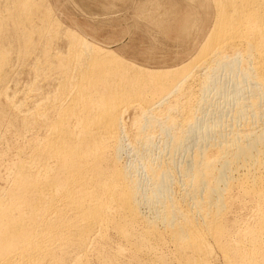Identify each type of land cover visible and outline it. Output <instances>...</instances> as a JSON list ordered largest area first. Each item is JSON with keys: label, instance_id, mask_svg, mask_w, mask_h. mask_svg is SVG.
Masks as SVG:
<instances>
[{"label": "bare ground", "instance_id": "bare-ground-1", "mask_svg": "<svg viewBox=\"0 0 264 264\" xmlns=\"http://www.w3.org/2000/svg\"><path fill=\"white\" fill-rule=\"evenodd\" d=\"M184 2L181 38L192 39L209 15L211 29L187 64L155 71L61 31L44 0L0 6L6 9L0 13V85L6 86L14 52L25 59L40 51L45 69L59 75L53 98L20 120L25 130L47 126V133L33 139L30 155L22 151L8 164L12 185L0 193V264H87L86 249L95 247L99 264H120L125 251L143 264H168L171 254L176 264H264V0ZM60 35L67 50L54 53ZM189 81L194 91L185 88ZM178 92L184 96L160 111ZM130 106L140 112L131 125L144 151L139 164L121 165L122 118ZM1 109L3 125L9 119ZM211 109L223 116L195 131ZM151 127L167 139L156 158ZM190 141L194 148L187 152ZM180 154H188L185 162ZM141 206L152 216L142 215ZM110 229L126 248L113 252L103 244Z\"/></svg>", "mask_w": 264, "mask_h": 264}, {"label": "rangeland", "instance_id": "rangeland-1", "mask_svg": "<svg viewBox=\"0 0 264 264\" xmlns=\"http://www.w3.org/2000/svg\"><path fill=\"white\" fill-rule=\"evenodd\" d=\"M154 1L155 0H46V1L44 0V6H48L49 8L52 9V14H53L52 18L55 16L54 18L57 19L62 24L61 31L63 32L70 31L72 34H76L82 39L89 41V43L90 42L91 44L93 43V45L97 46L98 48L112 52L115 56L119 57L123 62H126L127 64L129 63L130 65L135 66L137 68H141L145 70H154V71L155 70H170V69L179 68L187 64L197 53V50L199 49V47L205 40L209 30L211 29L213 15H209L208 20H205L204 24L198 27L197 29L198 31L194 33V35L191 37L192 39H189L190 41L186 39L187 40L186 41L187 44H186L185 39L181 38V35L179 32V25L182 22V20L186 17L187 12H188L184 4L185 3L184 0L183 1L182 0H174V1L172 0L174 3L170 0L169 1L159 0L160 2L156 0L157 2L155 4H154ZM158 2L161 7L157 6ZM166 5H169L170 7ZM0 6L2 7L6 6L5 0L0 1ZM171 6L172 8L175 7L174 10H171L172 9ZM157 7H159L160 9L158 10ZM163 8L165 9L164 13H162ZM5 11L6 9L5 10H3V8L0 9V13H5ZM168 11L174 12L175 15H173L172 13H169ZM160 13L165 14L166 17L167 16L168 17L167 18L165 16L160 17ZM170 15L172 16L173 19L171 17L169 18ZM147 18L150 20H148ZM155 20L157 23H158V20L159 21L164 20L163 21L164 24L163 22H159V23H162L161 25L163 26V28L161 25H160L161 28L159 26L155 28L156 26V24H154L156 23ZM167 20L169 22L171 20L172 21L169 23ZM148 22L150 24L151 23L153 24H151L150 26ZM166 23H169V25ZM153 25L155 26L153 27ZM52 48L54 49L53 50L54 53H57L58 50H59L58 53H65L67 50V39L63 35H60L57 38V40H55ZM34 52L35 53H31V55L29 54L28 58H25L26 60L24 58H18L19 56H17V54L14 52L13 55H11L12 56L11 69H9L10 67L7 68L9 73L7 76L8 78H6V81H4L6 86L3 87V85L2 86L0 85L1 86L0 87V96H1L0 106L2 108L0 109L3 110L2 117L6 115L5 117H3V119L4 120L9 119L7 120V122L6 120L3 121L2 122L3 125L0 122V138H1L0 139V151H1L0 152V193H2L1 191H3V189L5 188L9 190V188L11 187L10 185H12V180H11L12 175H11V171L8 170L10 169L8 164L11 165V162H12V165L15 164L16 160L18 161L17 158H19L20 156L22 157L23 155L22 151L24 153L23 157H27L28 155H30V152H31L30 144H32L33 139L39 136H40L39 138L43 139V136L45 137L46 135V134L44 135V133L45 132L47 133L46 131L47 126L46 128L45 126L41 127L43 134L41 133V131H39L41 130L39 128H38L39 130L36 127H35L36 130L33 128H29L30 126L33 127L32 125L28 127V130L27 128L25 130V128L22 127V122H21L22 121L21 119L24 118L25 116L23 113H25L26 115L27 114L29 115L32 110H35L34 108L36 107V105L40 104V102H42L43 99L46 100L48 97L53 98L54 96L52 95L54 94L53 92L55 90L57 92L58 90L56 84L59 83L58 82L59 75L49 72L47 68L45 69L46 67L44 66L45 62H43L42 59L41 60L38 59L41 56L40 51L37 50ZM16 59L18 60L21 59V61L18 62L16 61ZM35 60L36 61L39 60L38 63ZM39 62L41 66H39V68L37 67L38 69L36 70L35 64L37 63V66H38ZM35 70L38 72L35 73L34 72ZM37 74L39 75V78ZM56 75L58 77H56ZM35 76H36V79H35ZM189 82H186V84L184 83L185 88L189 86L194 91V88H196L195 86L196 83L190 82L192 85L190 86ZM182 92L181 93L178 92L179 94L176 93L178 94V96L176 94H172L173 96H169L170 99L169 97L168 99H165L162 102V103L164 102L165 103L159 105L160 106L159 108H161L160 111L164 109V106L166 109V107L169 104L171 105L174 104L176 97L177 98L181 97L180 94H182ZM182 96L184 95L182 94ZM7 100L8 101L10 100V102H8ZM11 100H12V105L15 106V108L18 107V109L16 108L17 111L15 110V113H13L15 108L12 107L11 104H10L11 106L8 104V103H11ZM13 102H15L14 103L15 105L13 104ZM166 102H168L169 104ZM219 102H221V100H219ZM42 103L44 104L45 102L43 101ZM6 106L7 107L9 106V108L7 109ZM132 107L130 106L125 109L124 115L122 118L124 129L121 135V140H122L121 143L123 145V152L120 155L121 165H124V163L127 165L128 164L136 165L137 163L139 164L140 163L138 161L139 160L138 158L140 157L139 152L143 150V148L140 149L142 147L141 144L136 143V130H135L136 128H134L133 125H131V124H134L135 120L140 117V112L138 109H136L137 110L136 111L135 107L133 108ZM159 113L160 112H158L157 115L161 117L162 115ZM222 116L223 115L221 113L216 112L215 109L214 110L211 109L210 112H204L202 115H200V119L202 122L197 126L195 131H199V128L202 127L204 124L211 123L214 120H217L218 118L220 119V117ZM8 121H9V124H8ZM6 124L8 127L6 126ZM18 128H20V130ZM151 128H149L150 132L149 130H147V133H149L147 135L150 136V139L154 144L151 154L153 153V155L156 158L158 157L157 153H160V151L165 147L164 142L167 139L164 138L165 137L164 133L162 132L160 133L161 128L159 129V127H153L155 130H152L153 128L152 129ZM18 131H22V132H18ZM151 131L153 132L151 133ZM38 132L39 134H37ZM23 135H25V138ZM23 139H25V143ZM27 143H29V145H27ZM193 143L192 141H190L187 152H189L191 148L192 149L194 148L192 147L194 145L191 146V144ZM26 145L29 147H26ZM135 149L138 150L137 153L135 152L136 151ZM19 150H21V152H19ZM140 153H142V151ZM153 155L152 157L154 158ZM187 155L188 154H184L182 157V155L180 154L181 157L180 158L178 157L177 159L180 160L182 158L181 159L182 162H185L184 158H187ZM142 172L143 171L140 169L141 179H145L146 172H143V173ZM8 174L11 176H9ZM7 178H8V181H7ZM176 186H177L176 184L173 185L172 191L174 194H176L177 192L176 195H178L179 189L177 190ZM7 190L5 189L3 193ZM2 195L0 194V196ZM141 207H140V210H141L142 215L145 214L144 216H149V217L152 216V213L149 212L148 208H146L145 206H141ZM148 212L151 215H149ZM112 231H113L112 229L108 230V239H109L108 241L109 242L106 241L103 244L107 245L106 247L108 249L110 250L112 249L111 251L116 252L117 250H119L120 246L125 247L126 244L124 243V241L118 239L119 237L115 234V232H112ZM95 240H92L91 243L94 242L93 247L98 245L97 246L98 248L100 246L99 245L100 242L99 240L98 241H95ZM95 242H97V244ZM89 245H88V248L90 246L92 247V245L90 246ZM169 249L170 250L172 249L171 245L168 248V251H170ZM95 250H96V247L93 248L92 250L91 248H89L88 251L86 249L87 253L85 254V259H87V264H99L100 263L98 262L99 261L97 257L98 254ZM127 252L128 251H125V253L123 252L122 254H120L121 255L119 258L120 264H122V261L125 264H137V263L140 264L141 263L139 261H135V259L131 256V254ZM158 253L160 252L158 251ZM75 254H77L76 256H79L78 255L79 253H75ZM171 255H169V257L167 258L168 264L170 263L176 264L175 262L176 260H174V258H172ZM76 256L74 255L73 257H76Z\"/></svg>", "mask_w": 264, "mask_h": 264}]
</instances>
